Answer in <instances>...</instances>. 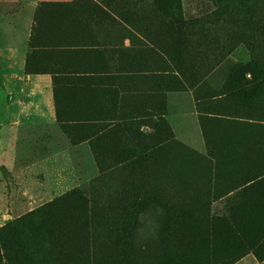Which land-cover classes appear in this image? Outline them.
Segmentation results:
<instances>
[{"label":"rangeland","instance_id":"obj_1","mask_svg":"<svg viewBox=\"0 0 264 264\" xmlns=\"http://www.w3.org/2000/svg\"><path fill=\"white\" fill-rule=\"evenodd\" d=\"M28 45L0 264H260L264 0L40 2Z\"/></svg>","mask_w":264,"mask_h":264},{"label":"crops","instance_id":"obj_2","mask_svg":"<svg viewBox=\"0 0 264 264\" xmlns=\"http://www.w3.org/2000/svg\"><path fill=\"white\" fill-rule=\"evenodd\" d=\"M49 1L54 0H0V57L12 61L4 70L7 78L10 82L15 81L16 85L25 90H40V86L35 81L26 82V76L35 73L29 72V61L27 63L25 61L38 3ZM260 233H264V230H260ZM236 264L259 263L249 254ZM260 264H264V236L260 238Z\"/></svg>","mask_w":264,"mask_h":264}]
</instances>
